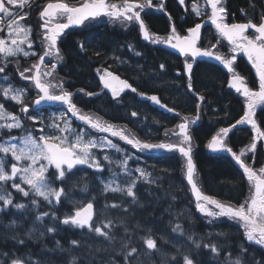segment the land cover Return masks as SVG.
Returning <instances> with one entry per match:
<instances>
[{"label": "trees", "instance_id": "16d2710c", "mask_svg": "<svg viewBox=\"0 0 264 264\" xmlns=\"http://www.w3.org/2000/svg\"><path fill=\"white\" fill-rule=\"evenodd\" d=\"M45 1L49 0H42V4ZM65 1L78 3L81 0ZM195 1L186 2V13L174 0L167 1L166 11L175 21L176 29L180 28L185 32L199 21L191 9ZM201 1L198 0L199 3ZM226 8L230 12L228 21H232L233 18L243 19L242 11L255 19L254 17L264 14V1L228 0ZM183 14L187 17L181 20ZM148 23L149 30L159 35H163L168 29L167 17L163 14H150ZM114 27L109 24L100 27L92 25L74 31L71 36L73 35L75 39L68 37L62 45L66 63L55 74L62 80L66 89L83 93L76 94V102L82 111L97 113L105 121L127 127L142 141L164 140L171 136L170 131L174 130L176 121L146 102L135 98L129 102L125 98L117 101L105 95L92 98L86 96L88 92L93 94L100 90L94 68L100 62L118 56L122 64L129 61L128 59L131 60L129 65L134 63L135 73L132 78L137 83L139 81L137 87L141 93L158 95L164 104L175 110L182 112L195 110L197 99L187 92L184 78L174 77L169 67V63L172 62L176 65L173 61L175 56L160 48L142 44L135 26H132L135 28L130 29L129 33L122 31L120 27ZM129 43L140 51L139 57L132 59L129 55L124 46ZM80 44L84 45L83 51L79 49ZM160 65H164L165 70H160ZM235 68L249 86L255 89L256 79L242 58L237 60ZM150 70L158 80L156 82H162L161 84L155 86L143 81L141 74L145 75ZM169 78L175 80L176 84L171 85L173 81ZM226 84L227 74L220 68L210 63L196 64L192 91L204 97V100L200 106L199 122L192 125L190 134L193 161L196 165V183L205 195L235 207L250 195V187L244 175L230 156L214 155L206 150V144L220 128L232 125L243 116L242 100L227 90ZM130 109L137 113L135 117L131 115ZM256 121L264 131V108L257 112ZM143 122H147L148 129L142 126ZM17 134L15 131L8 133L9 136ZM251 142L252 132L249 128H238L228 138V145L235 153L249 146ZM119 146L127 150L124 145ZM244 161L254 169L262 168L264 142L260 141L256 150L246 155ZM129 166L139 167L145 173V177L141 176L135 183V202L127 197L126 192L104 191L106 167L101 172L90 169L80 172L75 170L63 184L66 191L68 190L66 183L70 184L73 181L74 184L70 186L73 195L79 196L84 193L83 203L90 201L94 203V221L97 225H101L98 224L101 212L107 213L101 220L104 223L111 221L112 227L109 230L111 239L90 233L87 228L63 225L61 220L64 216L79 207L75 205L73 208L66 197L62 198L59 205H55L54 202L50 205L41 197L31 193L24 197L5 185L14 203H24L27 207L17 209L10 206L6 211L0 212V264H11L13 255L24 257L26 260L30 258L32 262L38 261L39 264H183V255H189L195 264L228 263L239 258L243 264L264 261V250L248 243L239 225L224 217L213 219L197 210L184 182L183 161L176 153L161 156L136 155L135 159L130 160ZM53 172L51 169L48 176L53 187L59 188L61 184L52 175ZM172 182H175L173 186ZM85 186L87 191H84ZM33 199L37 201V205L31 203ZM113 204L117 207H112ZM45 212L49 215L38 220L37 217ZM53 212L58 218L55 221L52 219ZM6 225H9V228H6ZM177 225L181 227L183 234L172 231ZM50 226H54L57 231L49 233L47 228ZM187 234L192 235L191 240L185 238ZM148 237L157 241L158 251L147 249L144 239ZM72 240H78L79 245L73 246L70 243ZM174 240L177 242L174 243ZM193 241L200 243L201 247L197 249ZM204 245H215L219 251L213 253ZM125 246L137 249V253L130 261L125 260L127 250ZM241 249L246 251L242 254ZM172 257H176L175 261Z\"/></svg>", "mask_w": 264, "mask_h": 264}, {"label": "snow or ice", "instance_id": "6c2138e0", "mask_svg": "<svg viewBox=\"0 0 264 264\" xmlns=\"http://www.w3.org/2000/svg\"><path fill=\"white\" fill-rule=\"evenodd\" d=\"M23 2V0H22ZM180 3L183 4L184 0H180ZM207 3L211 7L210 20L218 33L227 39L230 45L232 52L237 50L243 51L247 58L252 62L253 66L256 69L258 74V90L250 88L245 81L235 73H233L232 80L230 81L229 86L237 93H240L244 96L247 101V111L244 112V115L236 121L235 124L231 127H222L212 136L211 140L208 143V148L213 151H227L232 154L236 163L242 168L243 174L246 175L247 180L250 184L254 185V194L246 199L243 203L238 204V206L226 205L215 198L203 195L200 189L197 187V183L194 179L195 165L192 159V149L190 146L191 136L189 134V124L190 121L185 118L184 122L180 123L178 127V132L175 133L178 136L182 137V140L179 144L173 143H141L138 139H130L121 131H117L113 126H105L99 121H93L87 115L79 114L77 106L72 101V93L63 91L61 94H52L49 91V88L52 87L51 83L44 82L41 79V75L51 76L52 73L44 72L41 73V65L44 64L45 58L52 55V49H57L58 38L67 29L70 25H79L82 24L85 20L89 18H97L101 15L108 17L121 19V22H137L139 24L140 31L143 34L145 40H152L153 43H167L173 49L179 51L185 57V69L189 75H191V70L193 68V63L190 62L197 57H207L215 59L223 64V66L230 72L233 70V62L236 59L235 56H232L230 59L225 58L221 54L213 52L211 48L215 47L214 45H209L208 48L198 46V40L200 38V29L201 25L196 24L194 27H191L187 30L186 35H178L175 28H172L171 34L166 38L161 40L159 37H154L151 35L148 27L146 26L141 12L146 7H151V0H143V2H136V0H124V3L120 6L117 4H106L105 0H90L88 3L83 5L69 6L68 3L64 2H49L43 9L40 11V18L43 20V23L40 24V27L44 29V39L47 41V49L42 55L39 56V63L32 65L31 68L25 69L24 72H21L20 75L26 80H30L34 83L35 88L38 90V98L34 101L36 105H40L42 102H61L62 104L67 105V112H70L72 116L78 117L85 124L89 125L91 128L97 130L100 133H110L112 137H119L120 140L125 141L127 144L131 145L133 148L144 150H161L166 149L169 151H178L183 157L186 158V173H187V182L191 185L192 191L195 193L197 204V209L205 214L208 217L213 219H218L222 217H227L231 219L238 220L243 224L245 228L246 239L249 242H255L257 245L264 246V167L259 169V173L255 171L252 167L248 166L245 161V152L237 154L233 152L231 147H228L225 143V139L232 128H235L236 125H251V128L255 132L253 137V143L249 146V151H255L257 148L256 140H264V131L258 126L257 121L254 119L255 112L259 105H264V17L261 18V23L259 25L252 22L245 24H232L229 25L224 22V18L227 16V11L225 5L221 0H207ZM17 0H7V5L4 0H0V18L7 16L10 23L7 25L9 29V37H16L23 35L24 40L17 41L15 38H11V45H7V41L3 38H0V53H3L5 57L15 56L18 52H21L22 49L20 44L27 42L28 47H32V43L27 40L30 29L23 28L20 24L16 22V18L12 12L9 10V6L16 5ZM162 7V6H161ZM196 14L199 16L201 12L199 8L196 9ZM60 17H66L67 22H55ZM21 19L25 17H20ZM254 30V35L252 38H249L245 33L249 30ZM3 29L0 28V31ZM174 41V42H173ZM81 47L83 45L81 44ZM29 53H25L28 55ZM35 55V53H32ZM139 55V53H137ZM62 59V57H61ZM53 68L56 65H52ZM165 66L160 65V68L163 69ZM36 70V74L25 76V72H32ZM5 67L0 66V73L5 72ZM179 74V73H178ZM100 81L103 85V88L110 91L111 96L114 100L119 101L123 93L126 90H131L133 93L137 91L127 80L121 79L118 75L113 74L111 71L105 70L104 74L100 76ZM189 91L192 90V85H188ZM24 90L21 89H12L5 88L4 96L13 101H16L23 105L21 111L27 113L29 111L28 105L24 104L22 100ZM89 95H92L89 93ZM155 104H160L157 96L152 95L148 97ZM201 101L204 100V97H199ZM163 107V105H162ZM172 111V109H168ZM132 116H136V112L131 113ZM9 116L13 123H8L6 125H0V128L6 127L7 129L19 128L20 122L18 118L14 115H10L4 111V106L0 104V118ZM33 121L37 117H29ZM199 118L198 116L196 117ZM63 119V116L61 117ZM53 128H57L59 132H64L65 128H59L55 122L51 125ZM41 135L38 140L32 135L27 136L23 139L24 147L18 148L17 144L11 142L0 143V212H4L8 207H15L17 209H24L27 206L24 203H14L13 197L10 192L5 188V184L8 182L11 183V188L15 189L22 196L28 197L31 194L41 197L44 201L48 202L50 205L55 203L59 205L62 198L66 197L65 188L63 184L69 179L70 175L79 165H87L90 168H94L97 171H103V166L95 158V155L91 152L92 148L99 147L104 149L105 147L116 149V151H121L117 144L113 143L111 139H108L106 136L96 139H89L85 141L82 135H76L74 141H69L67 146H64V142L68 140L67 136H59L55 133L45 134V130L41 128L39 130ZM15 139V138H13ZM60 141L59 144L51 143L50 141ZM187 145V146H185ZM11 154L13 159L16 161L10 165V172L8 171V165L6 162V156ZM104 160L110 161V157L105 155ZM28 161L27 165L22 164L21 162ZM122 167L124 168L125 173L128 172L127 169V160H122ZM54 169L52 175L55 176L56 180L60 182L61 187L56 188L52 186L51 181L48 178L49 169ZM140 172L141 176H144L145 173L143 170H137ZM17 178L20 182H16ZM138 178L132 179L126 186V188L115 187L111 188V191H121L126 192L127 197L132 198L133 202L136 199V193L134 191L135 183ZM22 185H27L26 189ZM109 186L106 184L105 189L107 190ZM84 191H87V186H85ZM251 191V188H250ZM33 205H37V201L33 199L31 201ZM208 205L214 206L209 208ZM112 207H117L113 204ZM49 213H42L41 216H38L37 219L41 220L42 217L48 216ZM52 219L55 221L58 219L55 213H52ZM15 223V221H13ZM63 225H70L80 229L87 228L90 233H95L98 236H102L106 239H111L109 230L112 227L111 221L97 225L94 221V203L88 202L83 207H78L74 210V214H67L61 220ZM49 233L57 231L54 226L47 228ZM173 232H180L183 234L182 229L179 225L172 229ZM191 240L192 237H189ZM23 243V241H20ZM70 243L73 246H78V240H72ZM147 249L158 251L157 241L154 238L148 237L144 239ZM195 247L199 249L201 244L193 241ZM57 244L59 242L57 241ZM126 247L125 260L130 261L131 258L137 253L135 247ZM208 247L211 252L218 253V248L215 245H204ZM246 251L241 249V253ZM7 255V254H5ZM176 257H172V260L175 261ZM183 264H195L194 260L189 255H183ZM11 264H39V262H32L31 259H25L24 257H11ZM234 264H241V260H235ZM256 264H264V261H258Z\"/></svg>", "mask_w": 264, "mask_h": 264}, {"label": "flooded vegetation", "instance_id": "af4514ba", "mask_svg": "<svg viewBox=\"0 0 264 264\" xmlns=\"http://www.w3.org/2000/svg\"><path fill=\"white\" fill-rule=\"evenodd\" d=\"M136 1L143 2V0H136ZM167 1L168 0H163V2H162V0H151L152 6L146 8V11L148 10V12L144 11L141 14V16H142V18H143V20L147 26H149L148 16L150 14H154V15L162 14L161 12L156 11V9H158L157 6L162 2V3H164V8L166 9L167 8L166 7ZM174 1H175V4L177 6H179L181 9L183 8L182 4L180 3V0H174ZM187 1L188 0H184V3H186ZM4 2L7 5V0H4ZM41 4H42V0H28V2H27V7L29 8V20H30V25H31L30 26L31 28L30 27L28 28V29H30L29 35H28V41H30L32 43V47L29 48L28 43L25 44V47L30 52L35 53V55H33V54H30L28 56L16 55V56L8 58V59H15L14 61H9L8 59H3L1 57V55H3V53H0V66L5 67V69H6L4 73H1L3 75L2 77H5V79L7 80V84L9 86H16L18 88H23L25 96L22 98V100H23L24 104L28 105L29 111L27 113L22 112L21 111V109L23 107L22 104H16L13 101H11L10 99H6L5 97H3L1 94H0V103L4 106V110H6L8 114H12V115H17V116L22 115L25 118L35 117V116H40L43 118V116L45 114H47V116L45 118L46 124H48L50 122L52 125L54 122L55 123L57 122V115H59L61 111L62 112L65 111L66 108L64 107V105L61 104V105H56V106H50L51 108H47V109L44 105H39V109H35L34 101L38 98V90L35 88V86L33 85V83L30 80H26V79L22 78L20 75V73L24 72L25 69L31 68L32 65L39 63V56L42 55L44 53V51L48 50L46 47L47 41L44 39V29H42L40 27V24L43 23V20H41V18H40V11L43 7ZM20 13L21 12H15L14 16H18ZM26 15H28V14H26ZM183 15H181V20H183L185 17H187L186 14H183ZM241 16H242L241 18H243V19H235L232 17L233 18L232 21L242 22V21L247 20V21H252L258 25L261 22V18L264 17V14H261L257 17H254L255 19H253L251 16H248L247 14L243 13V11H242ZM171 20L173 21L174 27L176 29V23L173 20V18L171 16L167 17L168 29L163 34L165 37L168 34H170ZM63 21H64V19H58L57 20V22H61V23H63ZM110 22H113V21L110 20ZM53 23H55V21ZM104 23L105 22H99V23L95 24L94 26L100 27ZM115 24H118V23H115ZM115 24L111 23V26H113ZM121 25L123 26L122 31H124L126 33H129L131 31L130 29H133L136 27L137 28L136 34L138 35V39L141 40L139 27H137L136 22H131L129 25H125V24H121ZM132 26H135V27H132ZM87 30H88V28H87ZM176 30L180 35H184L186 32V30H185V32H182L180 30V28H177ZM74 31L75 30H73V29H69L66 32H64V34L62 35L61 38L58 39L57 46L59 48L60 54L58 55V52L55 53L54 49H52L51 50L52 55H50L46 58L43 66L41 67V71L43 70V67H46V66L47 67L51 66L52 70L56 71L65 65L66 56H65V52H64L62 45L68 37L69 38L72 37V39H75L73 37V35L71 36V34H73ZM78 31H80V29ZM212 33H214V32L211 29V27H209V26H205L202 29V35H201V41H200L201 47L208 48L209 45L217 44V51L221 50V52H223V53H228L227 46L226 45L222 46V43L220 42V40H218V37L217 38L215 37L217 35L215 33L213 35ZM247 35L249 36V38H252L254 35V32L249 31ZM214 39H216V40L214 41ZM74 42L77 43L78 41L74 40ZM203 44H205V45L203 46ZM124 46L126 47L127 52L132 57V59H134L133 57H139L140 56V51H138L135 48V45L129 43V44L124 45ZM225 47L227 49H223ZM79 49L81 51H83L84 47H81V44H80ZM163 50L168 52L169 54L175 56L173 61L176 62V65L173 62L169 63V67H171V69H172V74L176 78H179L180 76H182V78H184V82L186 84L187 92L194 97V95L188 91V85H187L188 84V77H187L186 69H185V59L182 58L181 56L171 52V51H168L166 49H163ZM137 53H139V55ZM61 57H62V59H61ZM128 60L129 61L124 62V64H126V65H124V64L120 63L118 56L115 59L110 57L109 60L100 62L97 65V67L94 68V75L97 77V80L99 81V85H100V80H99L100 76L104 74V72L102 73L103 70L104 71L110 70L111 72H114V73L118 74L120 77H122L123 79L127 80L134 88L137 89V91L135 93L128 91L121 96V98H125V100H127L129 102V101H134L135 99L139 100L137 97L139 94H141V92L139 91V89L137 87V86H139L138 85L139 81L137 83V81L132 78L133 74L135 73L134 63H133V65L132 64L129 65V63H131V60L130 59H128ZM197 63H205V62H197ZM196 64L193 66V68L191 70V84H192V80H193V71H194ZM52 65H56V67L53 68ZM132 69H133V71H131ZM160 70H165V67L163 69H160ZM34 71H35V69H33L32 72H25V76L32 75L34 73ZM2 77H0V78H2ZM169 79L171 81H173V83L171 85L176 84L175 80H173L172 78H169ZM51 81H57L58 82L59 78L54 76L51 78ZM46 83H47V80H46ZM100 87H101V85H100ZM49 91L52 94H59V91L58 90L54 91V89L52 87L49 88ZM95 94H98V92ZM87 95H89V92L87 93ZM72 97H73L74 103L78 106V102H76V100H77L76 95L74 94ZM146 103L149 104V106L155 108L148 101H146ZM155 109H157V108H155ZM158 111H160V110H158ZM132 112H135V111L133 109H130V113H132ZM194 112H196V107H195ZM194 112H182L181 110H177V114H174V115H169L167 113H164L168 117L174 118V120L176 121L174 130L170 131V133L172 132V135L169 136L167 139H164V140L175 141V138H174L175 135L173 134V131H175L177 129V126L181 123V121H184L185 118H187L190 121V123H193L194 122V114H195ZM88 113H91V112H88ZM93 114L98 115L97 113H93ZM71 123H72V125H79L76 121H74L72 119H71ZM46 124L45 123L42 124V126L45 127V134L54 133V131L51 130L52 127L47 128ZM125 128H127V127H125ZM39 136L40 135L37 134L36 138L38 139ZM52 142H55L58 144V141H52Z\"/></svg>", "mask_w": 264, "mask_h": 264}, {"label": "rangeland", "instance_id": "374dc122", "mask_svg": "<svg viewBox=\"0 0 264 264\" xmlns=\"http://www.w3.org/2000/svg\"><path fill=\"white\" fill-rule=\"evenodd\" d=\"M25 2H26V0H23V2H22V0H17V4L16 5L10 6V9H9L10 12H12L13 15H14L16 10L13 11L12 8L15 6L17 8V10L18 9H22L24 7V5H25ZM20 17H22L21 14H19L18 16L15 17L16 18V22L18 24H20L23 28L27 29V26L24 25L23 20ZM9 23H10V21H9L7 16H4V17L0 18V28L3 29L2 31H0V38H3V39H5L7 41V45L6 46H10L11 45V38L17 39L18 43H19V41L25 39V37L23 35H19V36L10 38L9 35H8L9 29L7 27V25ZM27 40H28V37H27ZM26 43L27 42L20 44V47H21L22 51L18 52L16 55L28 56V55L33 53V52H30L29 50L26 49V47H25ZM26 52L29 53V54L25 55ZM1 57L3 59H8L9 57H13V56L5 57V55L3 54V55H1ZM44 72L52 73L51 66L43 67V70H42L41 73H44ZM147 74H149V75H147ZM147 74H145V75L143 73L141 74L142 79H144L143 81H145V82L148 81V83L150 85H155V86H157V84H161L162 83V82L161 83L156 82L158 80L155 79V77L153 76V73H152L151 70ZM41 77L43 78L44 82H46V80H47V83L48 82L51 83L52 88L54 89V91H57V90L60 91L58 82L57 81H51L52 75L48 76V75H43L42 74ZM5 88L23 90V88H18L16 86H9L7 84V80L5 79V77H2V78H0V94L3 97H5L4 94H3ZM24 96H25V93L23 92L22 98ZM6 99H9V98H6ZM11 101H13V100H11ZM13 102L16 103V104H20V103H18L16 101H13ZM4 111L7 113L6 110H4ZM10 115H12V114H10ZM14 116H16L18 118L21 126L19 128H15L14 127L12 129H7L6 127L0 128V143L11 142V143L17 144L18 148L24 147L23 142H22L24 138H26L29 135H32L33 137H35L37 134L41 135V132L39 131L41 128H43L45 130V127L42 126L43 123L46 124V119L44 117L42 118L40 116H35V117H37V119L35 121H33L32 119L25 118L22 115H20V116L19 115L18 116L14 115ZM62 116H63V119H61ZM72 118H73L72 114L65 110V112L63 111L59 115H57V122L55 124L58 125L59 128H65L66 130L64 132H59L57 128H53V127L51 128V130L54 131V133L56 135L67 136L68 137V140H66L64 142V146H67L69 141H74L76 135H82V137H83V139L85 141H88L89 139L99 140L100 138L105 137L103 135L97 134L96 132H93V131H97V130L89 128V127H87V129H78V128H76L71 123V119ZM8 123H13V121L10 119L9 116H5L3 118H0V125H6ZM150 125H153V124H150ZM142 126L145 129H148L147 128V122H143ZM46 127L50 128L51 127V123L49 122L48 124H46ZM12 131L18 132V134L17 135H13V136H9L8 133H10ZM106 137L108 139H111L112 136H111L110 133H107ZM13 138H15V139H13ZM59 143H60V141H58V144ZM91 152L95 155V158L97 160H99V162L101 164L104 163L107 166L108 175H107V178L103 180L104 191H106V192L107 191H111L110 189L111 188H115V187L126 188L127 184L132 179H134V178H138L139 179L141 177L140 172L137 171V170H141V168H139V167L135 168L134 166H129L130 160L135 159L136 155H133L130 152H125V151H123V149H121V151H116V149H111V148H108V147H105L104 149H100L99 147L92 148ZM111 152H114V154L116 156H118V158L115 161H112L110 159L111 162L104 160L103 157L105 155H108L110 157ZM0 155H3V154L0 153ZM122 160H127V165H126L127 169H128L127 173H125L124 168L122 167V165L120 163ZM6 162H7V165L9 166L8 167V171L10 172V165L12 163L16 162L13 159V157L11 156L10 153L6 156ZM21 163L24 164V165H27L28 161H23ZM76 169H77V172H80L81 170H84V169H90V170H93L95 172H101V171L95 170L94 168H90L87 165H79L73 170V172ZM49 171H50V169H49ZM142 177H145V175L142 176ZM48 178H49V176H48ZM49 180L51 181L50 178H49ZM122 181H123V183H122ZM16 182H20L18 178H17ZM11 183L12 182L10 181V182H8L5 185L10 186ZM174 183L172 182L171 185L173 186ZM73 184H74L73 181L70 182V184L66 183V185L68 186V190L65 191L66 192V199L69 201V203L71 204V206L73 208H74L75 205L80 207L83 204V198L82 197L84 196V193L83 194H79V196L73 195V191H71L72 188L70 189V186H72ZM106 184L109 186V188L107 190L105 189V185ZM22 186L25 187L26 189L28 188L27 185H22ZM13 190H15V189H13ZM208 207L214 209V206H212V205H208ZM215 210H217V209H215ZM71 214H74V211ZM106 214H107L106 212H101L98 224H103L104 223L101 219H102V217H105ZM6 228H9V225H6ZM191 236L192 235L187 234L185 238L189 239V237H191ZM173 242L176 243L177 240H174ZM234 262H235V260L232 263H229V264H234Z\"/></svg>", "mask_w": 264, "mask_h": 264}, {"label": "water", "instance_id": "95a60500", "mask_svg": "<svg viewBox=\"0 0 264 264\" xmlns=\"http://www.w3.org/2000/svg\"><path fill=\"white\" fill-rule=\"evenodd\" d=\"M105 2L107 3V0H105ZM206 2H207V0H206ZM221 2H222V0H221ZM84 3H88V2H84ZM83 3V4H84ZM82 4V5H83ZM208 4V3H207ZM81 6V5H80ZM208 6H209V8H210V10H211V7H210V5L208 4ZM77 7H79V6H77ZM211 15V14H210ZM102 16V15H101ZM90 19V18H89ZM88 20V19H87ZM86 21V20H85ZM66 22H67V20H66ZM207 24H212L211 23V20H210V18L209 19H207V20H205L204 21V23L203 24H200L201 25V29H202V27L204 26V25H207ZM82 24H79V25H70L67 29H70V28H78V27H80ZM213 25V24H212ZM232 25V24H231ZM214 26V29L217 31V29L215 28V25H213ZM172 28H173V26H171V31H172ZM67 29H65L64 30V32L67 30ZM201 29H200V37H201ZM63 32V33H64ZM218 32V31H217ZM63 33L61 34V36L63 35ZM140 34H141V37H142V39L145 41V42H148L149 40H145L144 38H143V34H142V32L140 31ZM60 36V37H61ZM224 38V37H223ZM224 40L229 44V42L227 41V39L226 38H224ZM199 41H200V38H199V40H198V44H199ZM174 42V41H173ZM161 46L163 47V48H165V49H168L169 51H171V52H173V53H175V54H177V55H179V56H181V57H184L182 54H180L179 53V51L178 50H176V49H173L169 44H167V43H161ZM56 52H57V50L56 49H54ZM235 54L237 55V56H241V57H243L245 60H246V62L251 66V68L254 70V74H255V76H256V78H257V80H259V77H258V74H257V72H256V69H255V67L253 66V64H252V62L247 58V55L243 52V51H240V50H237L236 52H235ZM193 61V65L197 62V61H209V62H211V63H214V64H217L218 66H220L224 71H226L227 73H229L230 74V77H229V80H228V84H227V87H228V89H230L231 91H233L234 93H236V94H238L240 97H242L243 99H245L244 98V96L242 95V94H240V93H237L236 91H235V89H233V88H231L230 86H229V84H230V81L232 80V77H233V73H235L236 75H238L237 73H236V71H235V69H234V67H233V70H232V72H230V71H228L224 66H223V64L221 63V62H219V61H216L215 59H212V58H207V57H197V58H195L194 60H192ZM36 74V73H35ZM186 74H187V77L190 79V75L187 73V71H186ZM238 76H240V75H238ZM241 77V76H240ZM242 78V77H241ZM243 79V78H242ZM244 80V79H243ZM245 81V80H244ZM102 84V83H101ZM103 86V85H102ZM106 90V89H105ZM107 91V93H109L110 94V91H108V90H106ZM156 96V95H155ZM144 99H148V96H144L143 97ZM157 98H158V96H157ZM159 99V98H158ZM150 100V99H149ZM246 100V99H245ZM160 101V100H159ZM150 102H151V104L153 105V106H155V107H157L158 109H160V110H162V111H164V112H168V113H170V114H174L175 112H174V110H172V111H168V109H170V108H168V107H166L165 105H163L162 103H161V101H160V104H155L154 102H152L151 100H150ZM44 105H49V104H55V103H60V102H42ZM66 105V104H65ZM162 105H163V107H162ZM67 106V105H66ZM245 111H247V101H246V103H245ZM236 126H238V125H236ZM251 126V125H250ZM234 128H232L231 129V131L233 130ZM230 131V132H231ZM229 132V133H230ZM51 142V141H50ZM51 143H53V142H51ZM207 151L209 152V153H211V154H218V155H220V154H224V155H228V156H230L233 160H234V158H233V156H232V154L231 153H229V152H227V151H223V150H220V151H213L212 149H209L208 148V146H207ZM178 154L182 157V158H184V160H185V162L187 163V161H186V158L185 157H183L179 152H178ZM235 161V160H234ZM193 163H194V161H193ZM235 163H236V161H235ZM237 164V163H236ZM194 165H195V163H194ZM238 165V164H237ZM242 169V168H241ZM195 170H196V167H195ZM194 176H195V172H194ZM184 180H185V183H186V185L188 186V188H189V191H190V195H191V197H192V199H193V201H194V203L195 204H197V200H196V196H195V193L192 191V187H191V185L190 184H188V182H187V173H186V166H185V174H184ZM250 183V182H249ZM251 185V187H252V192H251V195L249 196V198L254 194V185H252V184H250ZM197 187L200 189V187L197 185ZM200 191H201V189H200ZM202 192V191H201ZM202 194H203V192H202ZM204 195V194H203ZM227 218V217H226ZM228 219H230V220H232V221H235L236 223H238L239 224V226H241V228L244 230V232H245V228L243 227V224L241 223V222H239L238 220H235V219H231V218H228ZM255 243V242H254ZM264 247V246H263Z\"/></svg>", "mask_w": 264, "mask_h": 264}, {"label": "bare ground", "instance_id": "6f19581e", "mask_svg": "<svg viewBox=\"0 0 264 264\" xmlns=\"http://www.w3.org/2000/svg\"><path fill=\"white\" fill-rule=\"evenodd\" d=\"M110 23H112V22H110ZM113 28H115V27H113ZM70 29H74V28H70ZM150 119H151V118H150ZM149 121H150V120H149ZM147 122H148V121H147ZM149 134H150V132H149ZM152 134H153V133H152ZM152 134H151V135H152ZM147 135H148V133H147Z\"/></svg>", "mask_w": 264, "mask_h": 264}]
</instances>
